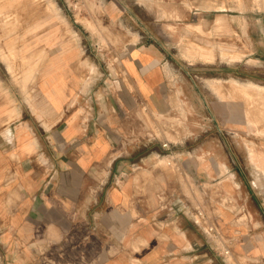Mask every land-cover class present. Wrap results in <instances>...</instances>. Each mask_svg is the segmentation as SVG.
<instances>
[{
  "label": "crops",
  "instance_id": "1",
  "mask_svg": "<svg viewBox=\"0 0 264 264\" xmlns=\"http://www.w3.org/2000/svg\"><path fill=\"white\" fill-rule=\"evenodd\" d=\"M133 37L115 52L116 75L101 93L89 82L79 91V51L68 47L30 101L0 96V264H227L193 220L197 208L237 260L264 264V137L250 132L246 173L217 127L179 159L184 186L161 149L132 137L143 131L139 105L167 113L175 96L159 50ZM242 208L249 220L237 222Z\"/></svg>",
  "mask_w": 264,
  "mask_h": 264
},
{
  "label": "rangeland",
  "instance_id": "2",
  "mask_svg": "<svg viewBox=\"0 0 264 264\" xmlns=\"http://www.w3.org/2000/svg\"><path fill=\"white\" fill-rule=\"evenodd\" d=\"M22 1L24 5L31 1V4L37 2L0 1L10 4L12 9H22V6L25 9L22 11L28 10L24 14L18 11L19 8L15 9V16L21 13L22 17L18 15L16 18L19 22L16 19L15 24L6 23L5 28L2 27L5 23L0 20V27L7 28L6 31L0 28V45L3 44L0 50L6 52L9 44H18L20 47L19 51L15 50L18 45L14 48L18 52L13 62L14 71H10L8 62L2 56L4 52L0 51V96L7 99L8 103L30 101L32 95L37 93V85L47 63H55L56 59L52 57L56 55L65 58L68 47H76L79 51L71 69V74L81 82L79 91L87 93V86L93 84V90L101 93L107 87L105 82L111 83V74L116 75L115 52L132 35H136L137 38L133 37L132 41L137 39V45H154L159 50L175 96L172 109L167 113H157L148 105H139L136 109L139 122L136 125L143 131L140 135H132L137 139L135 142H146L145 149L149 152L161 149V153L156 156L162 159L161 163L167 171L176 174L185 186V178L174 166V160L185 157L187 150L216 136L214 133L220 126L230 150L226 151L227 155L239 159L243 170L248 173L250 132H257L259 137H264V93L255 90L250 96L244 95L243 91L231 86V81L235 77L264 85V0H38V5H33L35 8L31 4L22 5ZM42 2L47 7L49 2L55 4L53 8L58 9L66 23L51 17L52 12L47 7L46 10ZM39 7L49 12L45 13ZM33 12L40 13L43 18L48 17V21L40 29L31 32L28 26L39 20L31 18ZM23 21L30 23L28 26L24 24V27ZM19 23L22 29L17 25ZM53 23H56L54 29L58 32L51 37L43 35V30L49 32ZM199 25L202 26L203 34ZM222 43L230 44L226 49L229 53L227 57L230 58L228 61L223 59ZM60 50L64 53L60 54ZM234 55L241 56V59H233ZM202 56H210L214 60ZM168 66L170 68L167 70ZM87 82L89 84L85 86ZM221 89L228 90L221 92ZM235 92L240 93L239 98L233 96ZM78 102L75 101L74 105L79 109L81 105ZM248 111L253 114L250 115ZM206 124L212 130L203 134ZM233 131L237 132L235 137ZM191 132L194 133V139L186 140ZM165 141L171 142V150L163 148L162 143ZM252 142L255 143L254 140ZM253 151L255 153L254 148ZM263 152L259 150V158L264 157ZM165 156L168 158L164 159ZM169 161L170 167L167 166ZM194 187L199 191L198 187Z\"/></svg>",
  "mask_w": 264,
  "mask_h": 264
},
{
  "label": "bare ground",
  "instance_id": "3",
  "mask_svg": "<svg viewBox=\"0 0 264 264\" xmlns=\"http://www.w3.org/2000/svg\"><path fill=\"white\" fill-rule=\"evenodd\" d=\"M1 1V0H0ZM26 1V0H25ZM35 0H33V2H34ZM23 2V1H22ZM32 2V1H31ZM31 2L30 3H27V4H31ZM37 2H39L38 0H37ZM36 1H35V3H33V4H31L32 5V7H33V5H35V4H37L38 5V3H37ZM41 2V1H40ZM20 4H21V2H19ZM43 3V2H42ZM41 3V5H44V4H46V3H43L42 4ZM50 4H49V7H47L46 5H44L43 7L47 10V8L49 9V11H51L52 12V15L53 16H51V17H56L58 20H61V21H64L65 22V20H64V18H63V16H61V13L60 12H58V9L56 10L55 8H53V6L55 5H53L51 2H49ZM27 4H25V5H27ZM19 4H17V6H18ZM22 5H24V2H23V4ZM24 5V6H25ZM31 5H29L30 7H31ZM39 5H40V3H39ZM53 5V6H52ZM16 6V7H17ZM21 6V5H20ZM3 7H5V8H3ZM8 7V8H7ZM12 7H15V6H12ZM31 7V8H32ZM42 7V6H41ZM47 7V8H46ZM19 8V7H18ZM18 8H11V5L10 4H8L7 2H2V3H0V20L3 22V23H5L4 25L2 24V27L3 28H5V27H7V26H5V25H7L6 23H17V21L19 22V20L16 18V17H18V15H20L21 16V13L23 12H27L28 10H27V8H26V10L27 11H24L25 9H24V7H22L21 6V8L22 9H24L23 11H22V9H20V10H18ZM33 8H35V7H33ZM18 10V11H20L21 13L20 14H18L17 16H15L17 13V11L15 12L14 10ZM39 9H42V8H40L39 7ZM45 9H42V11L43 10H45ZM30 10V9H29ZM38 10V9H37ZM45 10V11H46ZM31 11V10H30ZM34 11H36V9L34 10ZM40 11V10H39ZM45 11H43V12H45ZM49 11H46L45 13H47V12H49ZM38 12V11H37ZM19 13V12H18ZM40 13H41V11H40ZM40 13H38V14H34V12L31 14V18H38L39 20H37L36 21V23H30V22H28V24L30 23V25L28 26V24H26V23H24V21L22 22V25L25 27V25H27L28 26V30L29 31H31V32H33V31H35V30H38V29H40L41 27H42V25L46 22V21H48V17L46 18V17H44L43 18V16L42 15H40ZM25 14V13H24ZM23 14V15H24ZM27 14V13H26ZM29 14V13H28ZM43 15H44V13H42ZM27 15H25L24 16V18L26 17ZM37 16V17H36ZM39 16V17H38ZM22 17V16H21ZM28 17H30V16H28ZM50 17V18H51ZM16 19H17V21H16ZM53 19V18H52ZM27 20H29L28 18H27ZM27 20H25V22L27 21ZM54 20V19H53ZM62 23V22H61ZM66 23V22H65ZM25 24V25H24ZM64 24V23H63ZM1 25V24H0ZM13 25V24H12ZM17 25H19V27H20V23L19 24H17ZM56 23H53L52 25H51V29L49 30V32L47 31V32H45L46 30H43V35H48V36H54L55 34H56V32H58V30H55L56 29ZM66 25V24H65ZM11 26V25H10ZM16 26V25H15ZM14 26V27H15ZM45 26V25H44ZM55 26V27H54ZM200 26V31L202 32V34L204 33V31L202 30V26L201 25H199ZM2 27H0V28H2ZM9 27V26H8ZM223 27V26H222ZM2 28V29H3ZM21 29L23 28V27H20ZM55 28V29H54ZM10 29V27L8 28V30ZM14 29H16V28H14ZM18 29V31H19V28H17ZM21 29H20V31H21ZM3 30H5V29H3ZM2 30V31H3ZM6 30H7V28H6ZM5 30V31H6ZM67 30V29H66ZM65 30V31H66ZM4 31V32H5ZM29 31H25V32H29ZM70 31V30H69ZM72 31V30H71ZM8 32V31H7ZM9 32H10V30H9ZM8 32V33H9ZM73 32V31H72ZM11 33V32H10ZM13 33V32H12ZM62 33V32H61ZM60 33V34H61ZM66 33H67V31H66ZM69 33V32H68ZM74 33V32H73ZM4 34V33H3ZM6 34V33H5ZM63 34V33H62ZM9 35V34H8ZM206 35V34H205ZM203 36V35H202ZM17 37V36H16ZM15 37V38H16ZM62 37H65V35H62ZM14 38V39H15ZM209 39V38H208ZM209 41L212 43V40L211 39H209ZM214 42V41H213ZM3 44H1L0 45V49H1V46H2ZM18 45V44H17ZM17 45L16 46H14V44H9L8 45V50L6 51V52H4V51H2V50H0V51H2V52H4V55H2L3 57H5L4 59L8 62V65H9V69H10V71H14L15 69H14V65H15V63L13 64V62H14V60H16V58H17V56H18V52L17 51H15V50H18L20 47H19V45H18V47H17ZM228 45H230V44H227V43H225V45L222 43L221 44V48H222V51H223V59H227V61L228 60H230V58H228L227 57V55L229 54L228 52H227V46ZM225 46H226V48H225ZM15 47H17L15 50H14V48ZM22 48V47H21ZM4 50V49H3ZM19 51V50H18ZM33 54V53H32ZM42 54V53H41ZM46 56H47V54H46ZM232 57V56H231ZM241 56H238V55H234L232 58L233 59H238V58H240ZM33 58V57H32ZM41 58H43V57H41ZM40 58V59H41ZM202 58H206V59H208V60H210V61H212V60H214L213 59V57H210V56H206V57H204V56H202ZM241 59V58H240ZM40 61V60H39ZM44 61V60H43ZM81 61V60H80ZM240 61V60H239ZM27 62H29V61H27ZM37 63H39V62H37ZM41 63H42V61H41ZM85 63V62H84ZM36 64V63H35ZM25 65V64H24ZM31 65V64H30ZM26 66V65H25ZM39 66V65H38ZM30 67H32V66H30ZM37 68H41V67H37ZM76 68V67H75ZM19 70H21V69H19ZM77 70V69H76ZM22 71V70H21ZM38 71V70H37ZM15 73V72H14ZM22 73V72H21ZM81 73H82V71H81ZM13 74V73H12ZM18 74V73H17ZM25 74H26V72H25ZM34 74V73H33ZM37 74V73H36ZM16 75V74H15ZM23 75V74H22ZM21 76V75H20ZM33 76V75H32ZM32 76H31V78H32ZM37 77V75H35L34 74V77ZM25 77V76H24ZM33 77V78H34ZM17 78H19V77H17ZM23 78V77H22ZM26 78V77H25ZM32 78V79H33ZM20 79H21V77H20ZM35 80V79H34ZM22 81V80H21ZM26 81V80H25ZM30 81V80H29ZM36 81V80H35ZM34 81V82H35ZM27 82V81H26ZM27 83H29V82H27ZM231 83H232V85L231 86H233L235 89L237 88V89H240V91L242 92V93H244V95H251L253 92L252 91H255V90H260L261 91V93H264V85H261V84H258L257 82H254V81H242V80H239V79H236V78H232V81H231ZM26 84V83H25ZM32 84H33V82H32ZM1 86V85H0ZM229 86V85H228ZM230 86V87H231ZM22 87V86H21ZM31 87H32V85H31ZM232 87V88H233ZM28 88V87H27ZM219 88H220V86H219ZM223 88V87H222ZM23 89V88H22ZM234 89V90H235ZM225 90H228V89H224V90H222L221 89V92H223V91H225ZM234 90H232V91H234ZM236 91V90H235ZM238 92V91H237ZM236 93V92H235ZM234 93V94H235ZM241 93V94H242ZM9 94V93H8ZM223 94V93H222ZM227 94V93H226ZM225 94V95H226ZM229 94V93H228ZM237 94V95H236ZM235 95H233V96H235V98H236V96H238V95H240V93L238 94V93H236ZM230 96H231V94H229ZM227 96V95H226ZM223 97H225V96H223ZM232 97V96H231ZM227 98V97H226ZM232 98H234V97H232ZM238 98H239V96H238ZM244 98V97H243ZM264 99V98H263ZM237 100V99H236ZM262 101H264V100H262ZM263 104V103H262ZM251 106H253V105H251ZM255 106V105H254ZM261 107V106H260ZM259 107V108H260ZM262 109V108H261ZM249 110V109H248ZM264 110V109H263ZM249 112V111H248ZM264 112V111H263ZM250 113V112H249ZM260 113H261V110H260ZM251 114H253L252 113V111H251V113H250V115ZM254 115H252V117H253ZM251 117V116H250ZM262 117V114H261V116H260V118ZM254 118H256V117H254ZM254 121H256V120H254ZM261 121H262V119H261ZM259 122H260V120H259ZM262 123V122H261ZM264 124V123H263ZM261 130V129H260ZM249 150V149H248ZM11 154V153H10ZM259 154V153H258ZM165 157H168V156H165ZM258 178V177H257Z\"/></svg>",
  "mask_w": 264,
  "mask_h": 264
},
{
  "label": "built area",
  "instance_id": "4",
  "mask_svg": "<svg viewBox=\"0 0 264 264\" xmlns=\"http://www.w3.org/2000/svg\"><path fill=\"white\" fill-rule=\"evenodd\" d=\"M162 146L166 150H171L170 141L163 142ZM174 161V166H176L178 170L182 171V165L181 163H179V159H175ZM192 218L196 224L202 227L207 237L211 240L214 250L224 261H226L227 264H243L235 258L232 246L230 245V243H228L229 239H227V237L222 234L217 223L210 221L203 208H197ZM235 219L237 222L248 221L249 218L248 214L246 213V209L242 208L241 211L235 213ZM251 263L258 264L259 261L253 259Z\"/></svg>",
  "mask_w": 264,
  "mask_h": 264
}]
</instances>
